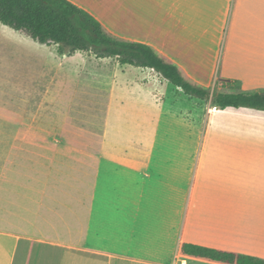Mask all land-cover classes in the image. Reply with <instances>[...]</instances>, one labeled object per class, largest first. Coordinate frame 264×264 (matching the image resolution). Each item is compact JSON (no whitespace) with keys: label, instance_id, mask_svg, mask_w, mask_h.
<instances>
[{"label":"crops","instance_id":"crops-1","mask_svg":"<svg viewBox=\"0 0 264 264\" xmlns=\"http://www.w3.org/2000/svg\"><path fill=\"white\" fill-rule=\"evenodd\" d=\"M66 1L110 36L152 48L194 84L217 93L264 92V0ZM5 40L0 264H225L184 254V245L264 260L263 111L213 107L203 137L180 140L187 147L176 151L188 153H143L142 142L138 151L105 153L102 139L65 130L67 57L58 61L53 45L34 41L50 66L47 83L18 88L14 71L31 45L15 34ZM144 70L152 71L140 75ZM156 77L135 82L152 90L154 101ZM147 120L157 128V116ZM211 139L230 140V151L202 152Z\"/></svg>","mask_w":264,"mask_h":264},{"label":"rangeland","instance_id":"rangeland-1","mask_svg":"<svg viewBox=\"0 0 264 264\" xmlns=\"http://www.w3.org/2000/svg\"><path fill=\"white\" fill-rule=\"evenodd\" d=\"M6 33L23 36V40H27L31 45L28 59H19L21 65L18 71H14L19 73L15 75L18 88L26 89L25 84L29 87L32 83L40 86L47 83L43 75L48 73L50 66L44 62L46 55L43 54L42 47H39V53L36 50L37 43L32 39L0 25V58H3V64L7 61L6 48L1 44L6 41ZM51 48L55 52L53 56L59 61L61 54L58 53L57 46L53 45ZM64 55L67 59H62L61 75L62 119L68 126L65 130H72L73 135L79 138L102 139L105 153L118 152L122 147L137 148L138 151L140 142L143 153H149L153 148L157 149L158 153H166L165 148H169V152L172 151L170 153H188L176 151L177 147H187L181 145L180 140L184 139V136H189L192 140L203 137L204 122L208 123L210 110L216 113L210 99L190 98L152 71L144 70L146 75L143 76L139 73L141 69L128 65L120 66L113 59H95L81 52L69 54L64 51ZM28 75L33 78L32 82ZM136 77L144 78V82L150 77L157 78L159 87L153 91H157L155 93L158 101L151 98L152 90L140 89L139 85L135 84L138 82ZM154 102H158V108ZM150 115L157 116V128L149 127L150 120L147 119ZM185 124H188V129ZM229 125L228 123V127ZM230 142L229 140L228 143H216L213 139L208 140L207 144L203 145L202 152H228L231 148ZM199 146L200 144L190 145L189 150L197 152Z\"/></svg>","mask_w":264,"mask_h":264},{"label":"trees","instance_id":"trees-1","mask_svg":"<svg viewBox=\"0 0 264 264\" xmlns=\"http://www.w3.org/2000/svg\"><path fill=\"white\" fill-rule=\"evenodd\" d=\"M0 24L39 44L57 46L61 55L64 51L82 52L96 59H113L120 66L150 69L184 95L210 99L219 110L247 108L264 112V92L217 93L194 84L152 48L110 36L93 17L66 0H0ZM182 252L225 264H264L262 259L194 246L184 245Z\"/></svg>","mask_w":264,"mask_h":264},{"label":"built area","instance_id":"built-area-1","mask_svg":"<svg viewBox=\"0 0 264 264\" xmlns=\"http://www.w3.org/2000/svg\"><path fill=\"white\" fill-rule=\"evenodd\" d=\"M215 109V108H214Z\"/></svg>","mask_w":264,"mask_h":264}]
</instances>
